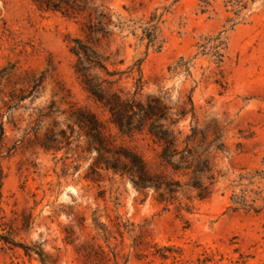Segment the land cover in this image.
Instances as JSON below:
<instances>
[{
	"label": "rangeland",
	"instance_id": "374dc122",
	"mask_svg": "<svg viewBox=\"0 0 264 264\" xmlns=\"http://www.w3.org/2000/svg\"><path fill=\"white\" fill-rule=\"evenodd\" d=\"M244 3L245 9L231 0L98 1L122 26H114L104 47L112 68L124 72L120 87L134 93L141 78L143 100L165 96L177 109H191L192 97L194 114L178 126L184 137L194 127L208 130L209 140L217 130L222 135L223 150L210 149L218 176L213 195L200 200L184 186L178 200L167 204L153 190L140 192L128 177L100 170L95 179L87 178L96 153L84 137L78 140L76 126L69 147L59 152L40 147L52 129L74 126L77 109L90 110L106 123L109 116L74 70L70 48L83 36L81 21L39 11L31 0H0L5 129L0 235L12 232L17 243L44 254L0 241V264H264V209L235 211L232 202L242 191L251 198L261 192L257 206L264 207V179L249 184L264 171V0ZM154 14L162 16L161 49L148 48L139 38ZM220 33L221 63L213 50L203 53L202 48ZM43 73L44 90L37 98L18 106L10 102ZM52 104L59 112L43 116ZM37 124L39 129L32 130ZM108 128L116 143L139 153L152 172L173 176L150 135Z\"/></svg>",
	"mask_w": 264,
	"mask_h": 264
},
{
	"label": "trees",
	"instance_id": "16d2710c",
	"mask_svg": "<svg viewBox=\"0 0 264 264\" xmlns=\"http://www.w3.org/2000/svg\"><path fill=\"white\" fill-rule=\"evenodd\" d=\"M39 11L46 13H59L64 17L81 21L82 37L71 41V53L75 56V73L89 96L101 106L108 114L107 123L102 121L95 113L87 109H77L71 116L74 126L59 131H49L40 142V147L47 152H59L72 144V138L78 129V140L85 138L88 150L95 152V158L89 167L87 178L95 179L99 171L112 172L121 178L128 177L140 191L153 190L159 195L160 202L167 204L178 200V193L187 187L197 193L200 200L210 198L214 193L218 181L217 173L211 160L210 149L222 151L225 147L222 135L217 130L214 138L209 140V131L192 128V133L184 137V132L178 129L179 124L186 120L190 113L194 114V102L189 98L191 109L182 107L177 109L168 103L165 96L150 95L146 100L141 98L143 90L142 79L136 84L134 93L127 92L120 87L124 72L112 68V55L104 48L113 36L114 26L108 8L99 5L100 0H31ZM233 6L247 4L244 0H231ZM162 16L154 14L145 22L142 28L141 41L147 40V46H158V29ZM118 27H122L121 24ZM137 28L133 29L136 33ZM207 43L202 45L203 53L208 49L213 50V55L218 62H222L224 54L221 52L225 42L222 33L216 37L207 38ZM161 45L157 48L161 49ZM134 68L130 69L133 73ZM140 72V68H139ZM45 74L34 77L27 88L21 89V94L11 95L10 102L21 103L26 99L37 98L44 90ZM8 105V110L16 108ZM174 111V112H173ZM59 110L55 104L49 107L47 114L51 117ZM0 114V142L4 138L5 129ZM113 126L122 135L147 133L161 146L160 158L167 168L172 170L173 176L154 173L147 162L136 151L118 145L108 126ZM38 124L32 130H38ZM37 134V132H36ZM180 175L188 178L186 183L176 179ZM264 179V171L257 172L249 178L252 185L254 179ZM3 170L0 165V198L3 188ZM245 176L240 177L242 182ZM253 192V191H252ZM255 198L249 196L248 191L234 194L232 202L236 205L233 209L261 212L264 207H258V197L261 192H255ZM0 241L5 244L23 247L26 252H35L43 258V252L38 248L23 246L14 240L12 232L0 235Z\"/></svg>",
	"mask_w": 264,
	"mask_h": 264
}]
</instances>
